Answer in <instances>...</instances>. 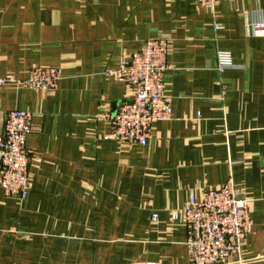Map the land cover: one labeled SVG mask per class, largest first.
Here are the masks:
<instances>
[{"label": "crops", "instance_id": "crops-1", "mask_svg": "<svg viewBox=\"0 0 264 264\" xmlns=\"http://www.w3.org/2000/svg\"><path fill=\"white\" fill-rule=\"evenodd\" d=\"M161 33L170 119L146 145L105 139L131 95L106 71ZM33 67L61 79L0 87V134L8 111L32 114L27 194L0 187V264H189L171 213L228 178L252 221L232 264H264V0H0V75Z\"/></svg>", "mask_w": 264, "mask_h": 264}, {"label": "built area", "instance_id": "built-area-1", "mask_svg": "<svg viewBox=\"0 0 264 264\" xmlns=\"http://www.w3.org/2000/svg\"><path fill=\"white\" fill-rule=\"evenodd\" d=\"M202 7L213 9L218 0H196ZM218 28V23H214ZM170 36L165 33L143 41L129 58L116 69L106 71L131 90L128 99L121 101L109 114L110 129L105 139L123 144L146 145L151 126L156 121L170 119L172 107L164 95V74L168 69L167 56ZM218 71L233 67L227 52L217 53ZM61 79L56 67H33L25 78L0 75V87L15 86L53 93ZM32 114L22 110L7 112L0 134V187L8 195L23 199L28 189L29 152L27 136L31 132ZM152 221L157 215L152 214ZM171 219H181L189 264H232L239 258L242 243L250 233L249 201L232 178L220 187L206 190L201 197L188 201L171 213Z\"/></svg>", "mask_w": 264, "mask_h": 264}]
</instances>
